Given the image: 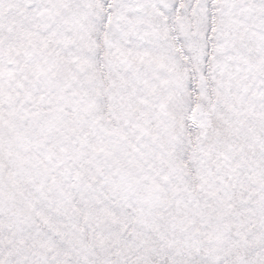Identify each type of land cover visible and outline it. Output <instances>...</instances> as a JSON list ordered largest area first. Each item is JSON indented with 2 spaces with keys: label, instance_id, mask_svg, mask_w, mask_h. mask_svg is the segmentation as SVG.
Returning a JSON list of instances; mask_svg holds the SVG:
<instances>
[{
  "label": "snow or ice",
  "instance_id": "6c2138e0",
  "mask_svg": "<svg viewBox=\"0 0 264 264\" xmlns=\"http://www.w3.org/2000/svg\"><path fill=\"white\" fill-rule=\"evenodd\" d=\"M0 264H264V0H0Z\"/></svg>",
  "mask_w": 264,
  "mask_h": 264
}]
</instances>
